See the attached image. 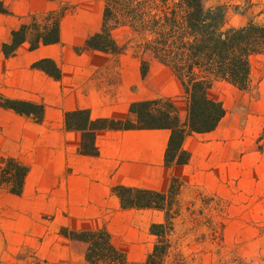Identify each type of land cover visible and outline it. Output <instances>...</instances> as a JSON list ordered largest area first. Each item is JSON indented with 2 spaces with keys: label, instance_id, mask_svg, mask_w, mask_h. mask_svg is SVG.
I'll list each match as a JSON object with an SVG mask.
<instances>
[{
  "label": "rangeland",
  "instance_id": "374dc122",
  "mask_svg": "<svg viewBox=\"0 0 264 264\" xmlns=\"http://www.w3.org/2000/svg\"><path fill=\"white\" fill-rule=\"evenodd\" d=\"M203 3L206 8L223 9L226 27L264 24V0ZM102 7L103 0H55L51 10L63 13L60 45L79 46L86 34L97 31ZM3 24L0 20V42L8 34ZM24 73L0 49V99L25 95ZM209 96L225 109L215 134L225 135L226 148L241 147L237 159L241 171L235 175L233 165L226 163L222 185L217 181L220 169L213 165L211 155L203 158L198 154L191 162L192 173L176 179L170 211L174 229L164 264H264V192H258L264 189V55L252 59L246 89L217 81ZM33 120L0 106V158L11 156L26 163L25 143ZM249 153L258 174L243 167L247 159L242 157ZM39 185L27 176L20 196L0 185V264H87V244L62 232L63 227L70 228L64 224L67 218L40 213ZM123 209L102 217L99 227L108 231L129 264L138 263L155 242L149 225L163 221L164 211Z\"/></svg>",
  "mask_w": 264,
  "mask_h": 264
},
{
  "label": "trees",
  "instance_id": "16d2710c",
  "mask_svg": "<svg viewBox=\"0 0 264 264\" xmlns=\"http://www.w3.org/2000/svg\"><path fill=\"white\" fill-rule=\"evenodd\" d=\"M0 13L10 11L0 0ZM62 10H49L42 14L26 15L10 37L0 45L4 57L16 55L19 47L27 43L29 50L41 45L60 42ZM27 18V20H25ZM77 51L94 49L120 53L132 49L140 55H151L170 67L176 75L186 102L183 122L178 117L170 98L156 97L134 101L129 111L135 119H91L87 109L67 111L65 127L81 133L78 152L96 155L95 133L100 129L167 128L170 138L165 152V164H186L190 153L183 149L188 135L213 131L225 115L220 101L209 96L217 81H225L239 89L250 83L251 61L264 55V24L248 22L242 26H225L221 7L206 8L203 0H103L101 23L97 31L88 35ZM32 68L42 70L54 79L60 69L51 58L37 59ZM147 63L142 61L144 75ZM0 106L40 122L42 103L19 98H2ZM28 174V167L18 159L0 158V185L20 196ZM176 178H172L167 192L125 185L112 187L122 208L157 209L164 211L161 222H152L149 232L155 237L151 251L145 259L133 264H164L173 233V215L170 213L175 194ZM63 234L87 244V264H129L124 254L114 245L104 227L75 230L62 228Z\"/></svg>",
  "mask_w": 264,
  "mask_h": 264
},
{
  "label": "crops",
  "instance_id": "0c3cea01",
  "mask_svg": "<svg viewBox=\"0 0 264 264\" xmlns=\"http://www.w3.org/2000/svg\"><path fill=\"white\" fill-rule=\"evenodd\" d=\"M1 1L10 14L0 13L3 28L8 32L0 45L9 39L10 31L23 22V17L30 13H45L55 2ZM60 44L61 39L58 43L29 50L28 44L24 43L15 56L6 58L25 72L27 92L15 96L44 106L42 120L30 123L31 133L25 143L29 155L25 163L27 176L40 183L38 208L41 214L66 217L64 224L75 230L98 228L102 217L124 210L112 191L113 186L167 192L172 178L184 179L192 173L191 162L198 154L203 158L211 155L213 165L220 169L217 181L222 185L226 163L233 165L235 175L239 174L241 160L237 159L242 149L239 145L226 148L225 135L215 134L217 127L184 139L183 149L190 153L186 164H165L170 138L167 128L100 129L95 133L97 154L79 153L81 133L65 127L67 111L87 109L91 119H135L129 111L132 102L164 97L173 101L183 122L186 102L172 69L151 55H140L132 49L120 53L94 49L77 51L73 46ZM44 57L53 59L59 67L58 79L32 68L34 61ZM145 60L149 64L143 75L141 63ZM242 159H247L243 167L259 173L252 153ZM258 192H264V189Z\"/></svg>",
  "mask_w": 264,
  "mask_h": 264
}]
</instances>
